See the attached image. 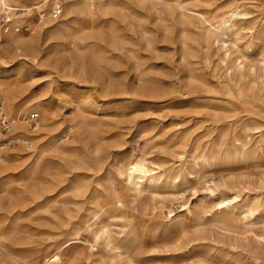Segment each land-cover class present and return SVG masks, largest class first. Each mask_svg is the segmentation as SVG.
Segmentation results:
<instances>
[{
    "label": "rangeland",
    "instance_id": "374dc122",
    "mask_svg": "<svg viewBox=\"0 0 264 264\" xmlns=\"http://www.w3.org/2000/svg\"><path fill=\"white\" fill-rule=\"evenodd\" d=\"M35 1L40 17L32 21L33 29L39 24L31 48L10 45L0 24V104L10 116V105H21L23 121L31 111L40 115L32 150L17 144L4 157L7 169L0 183L14 191L23 187L36 157L50 147L36 168L45 171L39 180L46 189L37 202L14 200L0 209L1 263L14 264L11 252L38 263L59 250L61 258L54 264H110L111 257L124 262L127 252H100L82 241L101 221L136 264H234L256 257L264 262V204L235 226L212 221L227 201L211 206L222 181L237 189L233 201L252 205L255 196L264 199V158L204 165L199 157L203 150L217 153L223 133L232 139L234 127L244 137L248 125L257 137L251 119L264 123V114H254L257 108L226 87L242 74V82L253 81L263 96L264 0H102L104 13L94 5L92 15L85 0H60L63 13L57 20L50 17L55 0ZM233 9L241 12L235 21L236 43L234 35H222L213 26L219 15ZM33 29L17 34L27 37ZM73 42L82 54L68 60L65 50H73ZM236 59L243 62L242 73ZM39 102L50 113L40 112ZM22 123L13 131L28 132ZM41 123L45 127L39 129ZM75 123H80L78 129L70 132ZM55 145L67 151H51ZM134 156L161 168L175 166L181 176L176 183L164 181L156 190L133 196L119 170ZM56 167L61 180L47 192L49 173ZM65 189L69 192L47 204ZM106 201L108 206L121 203L125 215L102 207L96 219L94 212ZM187 205L192 214L185 215ZM200 215L203 224L198 226ZM131 220L139 242L129 233Z\"/></svg>",
    "mask_w": 264,
    "mask_h": 264
},
{
    "label": "bare ground",
    "instance_id": "6f19581e",
    "mask_svg": "<svg viewBox=\"0 0 264 264\" xmlns=\"http://www.w3.org/2000/svg\"><path fill=\"white\" fill-rule=\"evenodd\" d=\"M14 1L16 2L17 0H0V10H5L6 8L31 10L32 8H35L38 11L36 6H34L37 4V2L35 0H23L24 4H22V5L15 4ZM94 5H95V7H94ZM85 6L87 7V13L91 14V15L96 13V12H93V7L94 8L97 7L98 8L97 10L102 11V12L104 9L102 0H94V1L85 0ZM42 11H43V9H42ZM104 11H105V9H104ZM225 13H222L221 16L220 15L218 16V19L215 20L216 25H213V26H214L215 30L218 31L222 35H224V34H226L227 36L231 35V37L234 35L235 36V42L234 43H236L238 40V37H237V31H236L237 29H236L235 21H236L237 15L240 14L241 12L238 9H233V10H230L227 15H225ZM43 15L45 18L46 14L43 13ZM39 17H40V15L38 16V18ZM38 24H39L38 21L36 23H34V26L36 28L35 29L32 28L33 31L27 37L20 36L19 34L15 33L14 31H11L10 28L8 30H6L5 34L10 39L9 44L13 45L16 49L25 50L26 48H31L33 46L34 41H35V32L37 30ZM12 32H14L16 35H14ZM226 41H227V38L224 39L223 42H226ZM72 47L74 48L73 50L72 49H66L65 50L67 55H68V57H67L68 60H73V58H72L73 54H77L79 57L82 54L81 48L75 42H73ZM26 54H27V52H26ZM236 60H237V68L242 73L243 62H242V60H239V61H238V59H236ZM263 63H264V61H263ZM230 71H231V69H229L228 73ZM251 71L254 72V68L253 69L251 68ZM243 78H244V76L241 74L240 78L237 82L226 83L227 89L234 95L235 98L242 100L246 104H250L254 108H257V111L253 112L254 114L257 115L259 112L261 114H264V93H263V96L258 94L256 92V89H255V86H256L255 83L252 81L250 84L246 85V83L242 82ZM228 79H229L228 81H231L230 77ZM261 86H263V88H264V78L261 81ZM5 89L8 90L7 85L5 86ZM255 100H257V101H255ZM21 107H22L21 105H17V104H11L10 105L11 117L15 121V124L13 125V129L19 128L20 127L19 125L23 124L22 122H25V121H23L22 116H21V113H22ZM36 108L44 114L47 112L50 113V109H48L45 106V104H41L40 102L36 103ZM80 115L82 116V114H79L78 116L80 117ZM81 119H82V117H81ZM81 121H83V120H81ZM251 121H252V127L251 128L253 130H255L256 132H258L257 137L254 135L255 133H253V132L249 133L248 132V129H247L248 125L245 127L246 131H244V137L237 135V132L235 131L236 127H234V129H233L234 134H233L232 139L226 138V133H223L222 140L220 142L221 146L219 147L217 153H212L208 150L202 151V153L199 155V157L201 159L200 160L201 163H203L204 165H212L216 161L221 162V163H236V162H241V161L246 162L247 160H250V159L256 160V159L264 158V123L260 122V120L256 119V117L252 118ZM38 123H40L39 120H38ZM84 123H83V125H84ZM77 124L78 123L72 124V127L69 129L70 132L78 129ZM43 127H45V124L41 123L39 126V129H41ZM253 136H254V138H252ZM246 137H249V139H245ZM67 148L68 147H66V146L55 145V146H53L51 151L53 150L56 153H65L67 151ZM48 149H50V147ZM48 149L42 150L39 153V155L36 157L35 161L33 162V164H34V166H36V168L38 165L40 167L41 165L44 164L43 163L44 162L43 155L45 154L44 152H46V150L48 151ZM194 157L196 158V163L200 164V162L198 161L199 159L197 158V155H195ZM150 161H148V159L146 157H143V156H134L133 158L130 157V159H128L126 162L124 161L125 163L123 164V167H121L119 170L120 174H122V173L124 174L126 185L129 186L130 189L133 190V192H132L133 196L138 195L140 192H142L145 189L156 190V189H158V187L161 185L162 182H164V181L175 182L181 176L180 170H176L175 166H172V167L169 166V167L161 168L158 165L156 166L155 164H152ZM0 163H1V165H0V176H2L5 173V170L7 169V162H6V160H4L3 162L1 161ZM39 167H38V169L35 168V170L32 169L28 173L29 182L27 184H25L23 187L17 188L16 191L12 190L10 188V186H6L2 182L0 183V187H1L0 209L5 208V207H9L11 202H13L14 200H20L23 202H26V201L37 202L38 201V199L41 197L44 190L46 189L45 184H42L41 180H39V179H41V177H43L42 172H45V171H42L43 170L42 168H41L42 170H40ZM50 172H51V170H50ZM68 173H70V172H68ZM49 174L52 175V178H51V181L47 180L50 183V186H48V188L46 190L47 192L54 190L58 186L59 181L61 180L62 172L58 167H56V168H54L53 172H51ZM43 178H45V176ZM30 180L31 181L33 180L34 182H30ZM36 180H38V182H35ZM6 184H7V182H6ZM216 186H217V188L215 191H213L215 193L212 194V198L216 197L217 199L212 200L211 206H215L217 204H223L225 201H227V203L223 204L224 206L222 207V209L217 211L218 212L217 214H219V215L217 216V218H213L212 221H216L217 223H221L224 226H235L238 223L239 218L249 217L250 215H252L254 213L255 210H257L262 204H264V199L261 197L259 198V196H255V200L257 202L254 201L255 203H253L252 205L247 204V203L242 202V201H239V202L233 201L239 197V193H238L237 189L235 190L233 188V186L230 188L228 186L227 181H222V182H220V184H216ZM69 189L71 191H78V188L76 186L75 187L71 186V187H69ZM230 190H234L232 193V196L227 195V192L229 193ZM66 191H68V189H65V190L58 192L56 195L53 196L52 200H49V202L47 204L52 205V203L57 201L56 196H58L62 193H65ZM72 199H73V197H72ZM98 200H99V198H98ZM133 200H134V198H133ZM133 200H132V202H133ZM67 203H68V199L63 198L62 199V204H63L62 208L63 209H67ZM119 204L120 205L118 206L117 201H116L114 206H112V205L108 206V203L106 201V202L102 203V206L100 205L101 208L98 210V212L95 211L93 216H95V218L98 219V217L100 216L99 213L103 210L102 207L103 208L105 207V209L109 210V211L111 210V211L116 212V211L120 210L119 216L125 215L124 210H122V208H120V206L122 204L121 203H119ZM205 208H206V206H204V208L202 210V212H204V213L206 212ZM58 209H60V207ZM193 211H194V209L191 208L190 206L187 205L185 207V212H186L185 215L192 214ZM106 213H108V212H106ZM132 215H133V212H132ZM195 216H196V214H195ZM90 219L92 220V218H90ZM101 222H100L98 227H96L97 226L96 225V226H94L96 228L95 229L93 228L91 230L90 239L89 238L88 239L83 238L82 241L90 242L91 249L94 248V246H96L95 249L100 251V252H109L110 251L113 253V255H115V253H118V255H121L123 252L128 253L125 256L126 260L124 262H119V261L115 262V258L111 257L110 264H136L134 259L130 257L129 252L121 249L122 246L119 243V239H117L115 236H113L110 233V231L112 229L110 230L108 224H104ZM195 224L198 226H201L203 224V220H202L201 215L196 218ZM90 225H92V224H90ZM183 230H184V228H183ZM129 233L133 237L134 242H139L138 227L136 226V224L132 220L129 223ZM128 237L131 238L130 236H128ZM75 239H76V237H75ZM68 240L69 239L66 238L65 242ZM58 244H59V242H58ZM1 246L4 247V245H2L0 243V248H1ZM64 246H66V245H64ZM67 246H68V244H67ZM125 248H127V247H125ZM127 250H128V248H127ZM59 251H56L54 253H50V254L43 256V258L38 263L32 262L29 258L26 259V258L21 257L23 255L19 256V255H16L17 253L16 254H14L12 252L9 253V251H8V253L12 259V263H14V264H54V263H57V261L60 260V258H61V253ZM61 251H63V250H61ZM100 256H102V255H100ZM251 256H253V255H251ZM4 257H6V256H4ZM0 264H2L1 260H0ZM234 264H264V262L259 261L258 258L256 257V258L251 259L250 262H244V261L238 260V261H235Z\"/></svg>",
    "mask_w": 264,
    "mask_h": 264
},
{
    "label": "built area",
    "instance_id": "2783aa9c",
    "mask_svg": "<svg viewBox=\"0 0 264 264\" xmlns=\"http://www.w3.org/2000/svg\"><path fill=\"white\" fill-rule=\"evenodd\" d=\"M63 3L60 0H55L51 9L50 17L53 20H57L62 16ZM39 12L32 8L31 10L26 9H10L6 8L0 12V24L4 30L11 28L16 33H28L32 30L33 18L38 17ZM16 19L20 21H15ZM40 118L38 111H31L25 118L26 121V132H14L13 125L15 124L14 119L6 113L3 105L0 104V162L9 153H14L13 148L17 144L22 146L27 151L32 150V136L35 134V130L38 125V119Z\"/></svg>",
    "mask_w": 264,
    "mask_h": 264
}]
</instances>
